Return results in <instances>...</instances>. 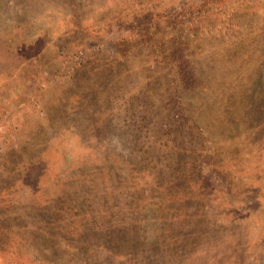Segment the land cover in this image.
Masks as SVG:
<instances>
[{"label": "rangeland", "instance_id": "1", "mask_svg": "<svg viewBox=\"0 0 264 264\" xmlns=\"http://www.w3.org/2000/svg\"><path fill=\"white\" fill-rule=\"evenodd\" d=\"M0 264H264V0H0Z\"/></svg>", "mask_w": 264, "mask_h": 264}, {"label": "trees", "instance_id": "2", "mask_svg": "<svg viewBox=\"0 0 264 264\" xmlns=\"http://www.w3.org/2000/svg\"><path fill=\"white\" fill-rule=\"evenodd\" d=\"M193 18L197 19L196 17H194V13H192L187 20L190 21ZM173 20H178V18H174ZM144 24H147V28H146V31L144 34L149 36V39L151 41L156 42V45L153 47L151 46V49L153 52H155L158 55L156 58L158 59L157 62L159 65H167L166 68H168L169 62H165V61L163 62L162 60H163V58H168L167 60H169L168 53L171 51H173L174 55L175 54L177 55V48H179V46H177V45H179V44L182 47V50H181L182 52L178 53L179 56L177 55V58L179 60H182V58L184 56H188L187 55L188 53L185 51V49L182 45H186L185 42H186V38L189 35V33H186L185 36L181 35V36L176 37L177 40H176L175 44L174 43L169 44L170 41H164L165 37H160V34L162 33L161 31L163 30L162 25L166 24L165 20H161L159 18H150L148 20H145ZM178 24L184 26L183 21L179 22ZM191 24H192L191 25V27H192L193 23H191ZM186 28H189V27H186ZM178 34H180V33H177L175 36H177ZM176 66L179 67L180 64H177ZM170 75H171V73H169V76Z\"/></svg>", "mask_w": 264, "mask_h": 264}]
</instances>
